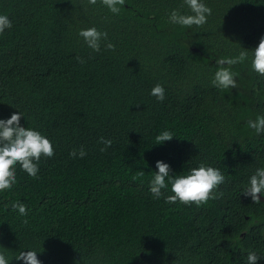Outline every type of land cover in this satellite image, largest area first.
Segmentation results:
<instances>
[{
  "label": "trees",
  "instance_id": "16d2710c",
  "mask_svg": "<svg viewBox=\"0 0 264 264\" xmlns=\"http://www.w3.org/2000/svg\"><path fill=\"white\" fill-rule=\"evenodd\" d=\"M203 2L207 22L187 28L168 19L174 9L190 14L184 0H125L118 15L100 0H0L13 25L0 34V119L22 112L21 126L55 153L41 158L37 178L17 164L15 185L0 191L9 264L31 250L41 264H247L250 251L264 264V194L260 203L242 194L264 167V133L247 126L264 115V76L249 56L232 66L238 88L211 84L219 57L258 46L264 0ZM90 27L108 33L99 52L78 35ZM157 83L163 102L150 94ZM164 130L175 137L156 144ZM101 137L113 141L106 152ZM81 147L85 157H70ZM158 160L173 175L201 162L218 168L223 196L169 204V185L154 198Z\"/></svg>",
  "mask_w": 264,
  "mask_h": 264
},
{
  "label": "clouds",
  "instance_id": "9594fccd",
  "mask_svg": "<svg viewBox=\"0 0 264 264\" xmlns=\"http://www.w3.org/2000/svg\"><path fill=\"white\" fill-rule=\"evenodd\" d=\"M100 2L109 9L113 14H119L121 7L125 5V0H100ZM91 5H96L97 0H88ZM184 4L190 9L189 13H181L179 9H174L169 14V22L187 28L193 26L201 27L207 22V17L211 15L212 9L208 7L203 0H184ZM12 21L7 15H0V34L6 29L12 28ZM78 35L84 43L92 50L99 52L101 42L108 40V33L102 32L96 27L81 29ZM115 45L111 42L105 44V48L115 51ZM251 56V69L260 76H264V36L259 40L258 46L253 50L240 51L234 57H219L216 60L218 65L211 84L221 90L229 88H238L236 76L237 73L232 71V66L249 59ZM80 63L85 61L77 56ZM152 96L158 101L163 102L165 99V88L157 83L152 89ZM22 112H14L8 119H0V191L10 190L16 183L17 164L32 178H37L39 173V162L42 157L51 158L54 156V147L51 141L41 132L30 127H23L20 124ZM24 114V113H23ZM247 126L254 129L257 134L264 133V115L257 116L255 120H248ZM171 131L164 130L156 136V144H163L174 138ZM104 145L100 149L106 152L113 144L111 139L100 138ZM70 157L76 158L79 155L83 158L87 155L83 147L72 149ZM158 171L154 172L149 182V190L154 198L164 196L162 190L171 186V195L164 197L165 202L175 204L177 202L190 206L195 204L197 207L206 204L209 200H216L223 196V192L216 190L225 182V176L218 168H214L201 162L198 167L189 169L187 174L173 175L170 165L162 160L156 162ZM144 175V171L138 170L133 179ZM242 194L251 197L254 203H260V195L264 194V167L257 168L255 173L250 176L247 186L243 189ZM13 211H18L21 216H27V206L22 202H13ZM25 224L28 221H23ZM24 264H41L37 257V251H20L15 257ZM260 257L254 251L247 255V264H257ZM0 264H9L6 255L0 252Z\"/></svg>",
  "mask_w": 264,
  "mask_h": 264
},
{
  "label": "water",
  "instance_id": "95a60500",
  "mask_svg": "<svg viewBox=\"0 0 264 264\" xmlns=\"http://www.w3.org/2000/svg\"><path fill=\"white\" fill-rule=\"evenodd\" d=\"M260 199H263V195H260Z\"/></svg>",
  "mask_w": 264,
  "mask_h": 264
}]
</instances>
